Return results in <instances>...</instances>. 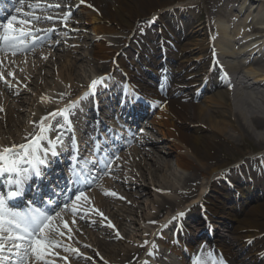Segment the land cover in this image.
I'll use <instances>...</instances> for the list:
<instances>
[{
	"label": "bare ground",
	"instance_id": "1",
	"mask_svg": "<svg viewBox=\"0 0 264 264\" xmlns=\"http://www.w3.org/2000/svg\"><path fill=\"white\" fill-rule=\"evenodd\" d=\"M5 1L0 0V5ZM80 2L82 0H65L69 9H77ZM82 3L87 10L86 13L94 22V35H82L85 27L82 24L81 27H78L72 23L70 30L65 33V31H61V24L58 19H43L41 22H37L34 17L48 16L28 13L35 10L31 8V5H27L25 0L22 3L21 0H10L6 5L9 9L14 8L11 18L16 17L17 20L13 21V27H22L25 31L31 30L32 37H26L29 43L35 39V44H45L47 38L52 36L54 42L49 44L58 51L69 48L71 42L64 40L77 36L86 39L87 42H100L98 43V55L95 56L98 60L101 58L99 55L105 51L101 42L106 41V39L111 41L112 37L117 36L123 29H131L139 16L147 17L152 24L157 22L156 31L143 36L144 38L138 37L135 42L143 47L138 56L142 60L141 63L148 65L149 68L154 63L155 56L159 55L161 59V53L165 58L162 60L166 66L160 65L162 67L160 71L156 67L153 69V72L158 74V81L150 83L143 77L136 78L137 73L136 75L133 74L132 69H128V71L124 59H119V65L115 66L114 69L126 71L124 72L125 75L127 77L133 76V78L128 81L127 88L123 90L117 88L115 84L112 85L109 81L104 90L108 95L106 102L108 105L111 98L122 101L123 106L127 104L129 108L131 104L140 107L139 100L141 99L152 100L160 105L162 116L170 126L172 139H174L173 147L157 145V138L148 137V133L144 131L141 140L137 141L138 150L148 151H144V154L153 161L156 171L160 168H167L171 175L164 176L159 185L156 186L155 173L149 177L152 181L151 184L148 176L142 172L139 173L141 179L148 180L146 184L150 185V189L152 185L155 186V189L145 190L143 181L140 182L138 178L130 176L133 172L132 169L127 167L124 170L118 169L119 162L111 166L112 174L109 175V179L103 178V183L107 182L108 186L101 188L100 193L95 190L84 192L90 202H85L81 198L77 202L79 211L74 215L68 211L62 212L63 219L58 218L53 222L64 232V235H57L56 239L61 246L49 249L52 254L47 259L51 264H149L146 256L151 255L155 259L160 257L158 249L152 250L149 247L150 240L153 239L155 230L170 219L163 228L171 226L173 220H176L182 228L189 224V221L195 220L199 226H196L194 230L199 229L201 235L214 232L216 235L214 234L213 239L208 242L211 246H218L219 250L225 253L224 255L231 253V247H233V243H228L224 237L231 232L232 240H241L240 249H246L245 246L250 245L248 247L255 252L254 255L260 254L262 256L260 264H264V195L253 203L245 201L246 194L253 187L256 185L264 187V179L261 177L263 168L256 164V168L252 172L248 171V180L242 183L238 181L236 186L238 192L235 193V191L229 190L227 186L220 185V179L229 174L231 166L217 155L222 142L232 143L237 138L245 136L255 139L257 145L264 150V2L243 0L241 6L236 8L239 17L233 23L226 20L232 13L222 6L223 9L219 10V20L215 21L214 24L211 20L206 21V28H194L190 38H187L188 36L182 32V24L188 18L185 15H191L192 12L183 7L180 1L83 0ZM50 9H57V7L40 8L35 12L40 11L42 13ZM80 9L82 8L80 7L79 11ZM5 11V8L1 6L0 15L1 12ZM66 13L67 10L63 15L57 13L54 15L63 17ZM77 13L78 10L75 11V14ZM167 15L177 16L181 20L178 28L170 22L161 21ZM25 19H31L33 22L30 25L18 23L19 20ZM53 22L55 23L50 24ZM72 22L75 21L72 20ZM3 23L0 25H6L8 22ZM248 23L253 25L247 27ZM57 25L58 27H56ZM52 27L54 30H51ZM37 29L40 31H36ZM243 35L246 39L252 38L251 49L248 54L252 55L251 57L242 56L241 51L223 49L226 43ZM148 39L152 40L153 44L148 45V49H145V44L149 43ZM126 40L127 38L123 40V43ZM114 42L117 43L119 40H114ZM25 51L17 52L16 55H12L10 51H0V74L3 75V79H0V108L3 109L0 111V145L3 146L20 145L26 142L25 137L31 140L39 132L38 127L34 134H29L33 126L39 124L42 117H49L50 119V112L65 109L66 107L63 108V105L67 103L65 98L76 91L77 84L82 83L89 74L91 77L87 86L93 80H99L94 78V72L98 71H94L90 67L84 53L74 57L76 64H74L73 71L75 77H73V73H69L67 77H62L55 75L53 71L55 61H53L51 52L48 54V50H42L39 53L36 52L35 55V52L33 53L30 49L29 53L35 57L33 60L31 55L29 57L25 55ZM213 52L224 58L217 63L220 69L211 56ZM125 53L128 57L131 55L130 50L125 51ZM46 55L52 56L48 60ZM19 57L22 61L19 60ZM27 58L29 60L25 63ZM233 59L237 60L236 63L232 61ZM175 60L178 61V67L175 71L184 73L183 77L188 85H194V76L196 75H201L203 82L210 85V94L204 99L203 104L187 102L186 94L178 95L182 89V84L172 73L173 69L170 68ZM195 60H200L198 64H202L201 72H196ZM29 61L32 63H28ZM121 67H123L122 70ZM109 69L108 66L107 71ZM8 73H12V75ZM166 76L169 80L168 88L161 91L159 84L160 81H164L163 77L165 79ZM70 80H76L77 84H71ZM230 84L233 86L231 87ZM82 89L86 90L87 87ZM110 93H112V97H109ZM82 97H85V93ZM82 97L79 98V101L83 100L82 102L87 104L88 99H81ZM128 106L122 107L121 111L125 113L127 110L129 114L134 116ZM135 107L134 111L136 110ZM89 111L88 119L95 114L93 110L90 109ZM129 114L126 116H130ZM49 119L45 121L46 124L51 123L53 125L49 132L57 130L59 131L58 134H61L60 131L63 133L66 131L55 127L57 120L60 122L58 117L57 120ZM138 121L140 119L136 118L133 124H137ZM112 122L115 125L114 121ZM76 125L81 124L76 123ZM49 132L47 134L50 137ZM81 133L82 138L86 137L85 131ZM52 136L54 137V135ZM63 136L65 135L63 134ZM22 138H24L23 141ZM112 144L113 141H110L109 145ZM111 150L114 149H110L106 155L110 154ZM100 153L101 151H98V154ZM67 157L68 153L65 160ZM100 157L104 156L100 155ZM172 159L176 161L178 167L187 173L171 171ZM81 171L93 172L95 177L98 175L93 167L87 165ZM67 173H70L69 170ZM54 175L59 177V168H57L55 160L48 164L47 170L43 172L42 176H32L27 180L24 186L28 187L27 194L33 198L32 201L38 200V192L49 189L46 183ZM113 180H121L131 189H135L134 194L140 199L150 195L152 191L153 194L151 195H154L156 199L149 207L151 209L150 215L141 214V217L138 216L141 208L138 199H130L132 194L125 197L120 187L112 183ZM67 182L65 180L63 184H65L64 189L67 190L65 193L67 192V196H69L70 191L68 189L70 187L66 184ZM31 189L36 191L31 194L29 192ZM105 192H114L116 195L106 196L104 195ZM211 194L214 195V198ZM64 199L61 198L54 203V206L59 207L57 211H60L65 204ZM71 202L72 200L68 203L71 204ZM38 203L35 204L36 207L46 209L43 208L42 204L40 207ZM195 203H200L201 206H195ZM94 209H99V212L104 215H99ZM197 210L203 211L202 217L198 216ZM174 213L176 215L169 218ZM98 216L103 217V219H99ZM105 217L108 223L104 222ZM226 218L235 222L232 224V231L224 226L221 236L217 226L220 223H225ZM64 222L68 223V228H64ZM109 222L114 227H109ZM87 224H91L93 228H99L101 231L95 234L89 230ZM207 224L209 226H206ZM109 228L116 233L119 232V237L116 233L114 234L116 242H106V237L100 235L106 232V235H109L107 231ZM170 228L171 230L175 229ZM185 232L187 233V230ZM145 233L148 236H145ZM189 244L188 250L192 248ZM226 246L227 248H225ZM65 247L76 249L79 254L73 251L65 252ZM142 251H146L145 255H140ZM185 252V249H180L182 257ZM55 253H59V255H55ZM4 255H8V253H4ZM91 255L93 258L90 257ZM64 257H67V260ZM247 257L245 260H239L238 264H258L255 256L248 255ZM178 263L186 264L183 258Z\"/></svg>",
	"mask_w": 264,
	"mask_h": 264
},
{
	"label": "rangeland",
	"instance_id": "2",
	"mask_svg": "<svg viewBox=\"0 0 264 264\" xmlns=\"http://www.w3.org/2000/svg\"><path fill=\"white\" fill-rule=\"evenodd\" d=\"M175 1L176 2L180 1L182 6L188 7L190 10L192 9L193 14L190 16H187L188 20L184 27L185 33L187 35H191L194 32L193 31L194 28L196 27L200 26V28H202L205 25L204 22L208 18H211L212 20H218L219 18L218 9H220L222 6L225 7V9L228 10L230 13H232L229 20L234 21L235 18L238 17L236 8L241 6L243 2V0H175ZM252 1L264 2V0H252ZM50 2L54 3V5H59V7H57V9H50L47 13H43V14H46L47 16H51L54 19H58L59 23L61 24L62 32L65 31V33H67V31L70 30V26L72 27L71 24L73 23L74 25L78 27H81L80 26L81 24L85 26L83 29L84 31L82 32V35L83 34L84 35L85 34L94 35V22H92L90 16L86 13L87 10L84 8L82 2H80L79 4L80 6L77 9H71V8L69 9L67 6L68 3H65V0H51ZM80 7L82 9H80L79 11ZM66 10H67L66 15L68 16L67 20L64 19L66 15L63 17L54 15V13L63 15ZM76 10H78V13L80 12V14L78 13L75 14ZM72 20L75 22H72ZM161 21L163 22L169 21L177 25L176 18L171 15L166 16ZM54 23L55 22L50 23V24H54ZM149 23L150 22H148L147 17L139 16L135 25L131 29H123L118 34L119 36L117 35V36L112 37L111 41L106 39V41L101 42V45L105 47V51L99 55L101 57L99 60L96 59L97 57L95 56L98 55V50H99L98 43L100 42H97V41L87 42L86 39L84 40L83 38H78L77 36L76 38H67L66 40H64L66 42H69V41L71 42L70 46H68L69 48L64 49V50L60 49L56 51L54 46L52 47L50 46L49 43L54 42L52 36L47 38V41L45 44H39L37 46H33L31 47V50L33 51V53L35 52V55H36V52L39 53L42 50H48V54H50L51 52L54 58L53 61H55L53 71L55 75H61L62 77L69 76V73H73V77H75L74 76L75 73L73 71L74 64H76L74 63V57L76 55L78 56L80 53H84L87 56V60L89 61L90 67L93 68L94 71H98L99 73L107 72L108 66L112 67L114 65V59L112 60V58L115 57V60L117 58L124 59L125 63L129 65L130 68H133L132 69L133 71L138 72L139 75H141V71L143 73L149 68L146 64L145 66H147V68L142 69V67H140L141 59L140 57H138V47H137V43L135 42V40H138V37L140 38V36L143 37L144 33H150L151 31L155 29V26H150ZM247 25L250 27L252 23L247 24ZM56 27H58V25ZM52 29L54 30V28ZM125 38H127V40L124 41L123 43V40ZM114 40L115 41L119 40V42L116 43L114 42ZM129 50L132 53L131 54L132 56L128 57L125 51H129ZM134 52H135V55H134ZM54 54H57V55L54 56ZM25 55L28 57L29 55H31L32 56L31 58L35 60L34 55L30 54L29 52H26ZM52 55H46V58L49 60ZM20 58L21 57H19V60L22 61ZM28 60L29 58L25 60V63ZM28 63L31 64L32 61H29ZM138 67L141 68V71L138 69ZM173 68L175 69V67ZM113 75H114L115 81L121 80V76L119 72L118 73L115 72ZM152 75L153 73H149V75L146 73L144 74L145 78L150 82H152L151 81ZM175 75L178 80L183 81L182 73L180 72L175 73ZM101 76L103 77L104 74H102ZM73 77L71 78L74 79ZM195 79L197 80L196 84H199L200 82H202L201 75L195 76ZM87 81H88V78H85V80L83 81V84H77L76 80H70L71 84H75V85L77 84L78 88L86 86ZM182 85H183L182 86L183 88L181 89L180 94H186L187 102H190V103L193 102V103L203 104L204 99L210 94V91H209L210 85L206 83L200 84L196 90H194L192 87H189L185 82H182ZM5 92L8 93V91H5ZM75 93L66 96L65 100L67 101L71 100L72 97L75 95ZM142 106H143L142 111L138 113L140 114L138 116V118L140 119L139 124H137L136 126H132L129 132L128 131L124 132V134L118 138L119 143H117V147H115V150L112 151V154L107 156L103 161H106L108 159L111 160V164L109 166L110 167L109 175L112 174L111 166H114L117 162H119V165L117 166L118 169L124 170L125 167L132 169L133 174L131 173L130 176L132 178H138L140 182L143 181L145 183V185H143L144 189L148 190L150 189V185L148 186L146 184L148 180L144 181L143 179H141L139 177V173L141 172L144 173L145 176H148V179L151 176V174L155 173V180H156L155 185L156 186L159 185V183L161 182L164 176H170L171 174H170V170H167V168H160L159 170L156 171L154 169L153 161L144 154V151L146 152L148 151L138 150L139 145L137 141L141 140V137L144 131L148 133L147 134L148 137L157 138V141H156L157 145L173 147L174 139H172V134L170 131L169 124L167 123L165 118H163L162 116L160 106L154 103L153 101L152 102L143 101ZM104 111L107 112V110H104ZM70 115L71 116L74 115L72 114V111H70ZM159 121L162 123H160ZM37 125L33 127L32 131L36 128ZM219 149L220 150L217 151V155L220 156V158L223 159L225 162H228L231 166V171L229 172V175L225 176V178L220 179L219 181L220 185H224L226 187L227 180L247 179L246 172L247 170L252 168L251 165L253 162H251V165L248 168L243 165L245 158H253L254 157L253 155H255L253 154V152L261 149V147L257 145V142L255 139L245 136L242 138L241 137L237 138V140H235V142H232V143L222 142L219 146ZM116 157H119V159H117ZM122 162H125V163H122ZM171 164H172L171 171L173 170L174 172L182 173V174L187 173L186 171H184L183 169L177 166L176 161L174 159L171 160ZM94 167H95V170H97L98 175L96 176V179L92 180L90 187L85 188L84 186H82L79 188L83 190L84 192L95 190L96 192L100 193L102 190L101 188L103 187L105 188L106 186H108L107 182L103 183V178L109 179V175L103 174L104 173L103 164L94 163ZM93 175H90V177H93ZM149 181L151 184L152 181L150 179ZM112 183L120 187L122 193L125 194V197H128V195L132 194L130 196V199H138L139 206L141 207L139 209L138 216L141 217V214L150 215L151 209H149V207L152 205V203H154L156 199L154 195H151L153 194L152 191L150 192L151 193L150 195H146V197H143L140 199L137 196H135L134 194L135 189H131L129 185L125 184L121 180L120 181L113 180ZM151 189H155V186L152 185ZM75 193L76 191L72 193L73 195H71V198L69 200H66L65 203H68L70 202V200H73ZM262 195H264V187L256 185L255 187H253L252 190L248 192V194H246L245 201L247 203H253L256 200H258ZM211 196H213L214 198V195L211 194ZM196 206L200 207L201 204L199 203ZM53 210L57 211L59 210V207L51 208L48 211L52 212ZM197 211H198V214H201L203 216L202 210L200 211L197 210ZM175 215L176 214L174 213L169 218H173ZM98 218L103 219V217H100V216H98ZM135 218L138 219V217H135ZM169 220L170 219H168L164 223L162 222L163 224L160 225L158 229L155 228L156 230H155V234H153V239L150 240L151 249L152 250L158 249L160 251L159 259H155L151 256H146V259L151 264H174V263L179 264L178 262L180 261L182 254L177 249L178 248L177 244L178 243L181 244L183 242L185 244V246L183 247H185L186 252L185 254L183 253L182 258L184 259L186 264L192 263V256L194 252H200V254L196 255V259L200 261L199 264H207L209 260H208V255L206 254V250H205L206 240H202L205 236L204 234L203 235L200 234L199 229L194 230L196 226H199L197 221L195 220L189 221V224H187L186 225L187 227H185L187 230V234L189 233V237L187 236V234L184 237H182L176 232V229L171 230L170 228V227H175V225L177 224L176 220L171 223V226H166L165 228H163V226L167 222H169ZM104 222L108 223L106 219H104ZM234 222H235L234 220L231 221L230 219L226 218L225 223L218 224L217 227L218 229H220L219 235L222 234L221 231L224 226L226 229H229L232 231V224H234ZM80 223L82 224L83 222H80ZM87 225H88L87 227L89 228V230H91L95 234L101 231L99 228H93L91 224L90 225L87 224ZM107 231L109 235H106L107 232L100 234L102 237L104 236L106 237L105 238L106 240L105 239H102V240H105L106 242H116L117 241L115 238L116 236L114 235L116 232L111 230L110 228ZM145 236H148V234L145 233ZM232 236L233 235L231 232L227 233L224 236L226 238L225 240H227L228 243H233V247H231L232 249L231 253L226 254L229 256L226 259V261H231L232 264H238L239 260L247 259L246 256L249 254L253 255L254 251L250 250L249 248L240 249L239 244L241 240L239 241L232 240L231 238ZM180 239L182 240L181 242H180ZM188 243H190L189 245L192 247L189 250H188ZM208 247H210V244H208ZM225 248H227V246ZM213 249H214V252L219 251L217 246L213 247ZM247 249H249L250 252H248ZM145 252L142 251L140 255ZM90 257L93 258L92 255ZM224 264H227V263H224Z\"/></svg>",
	"mask_w": 264,
	"mask_h": 264
},
{
	"label": "snow or ice",
	"instance_id": "3",
	"mask_svg": "<svg viewBox=\"0 0 264 264\" xmlns=\"http://www.w3.org/2000/svg\"><path fill=\"white\" fill-rule=\"evenodd\" d=\"M23 0H21V3ZM83 2V0H82ZM33 8L39 7V5H31ZM59 7V5H56ZM91 7V6H90ZM19 11V9H18ZM37 22H41L43 19L52 20L53 17H34ZM65 20L68 19L66 15ZM16 17H12L6 25H0V51L11 52L12 55H16L17 52L30 50L35 44V39L29 43L26 37H32L31 30L25 31L22 27H13V21H16ZM20 25H30L31 19L19 20ZM36 31H40L37 29ZM12 75V73H8ZM0 79H3V75L0 74ZM104 78L99 80H93L89 85L90 93L95 94V89L98 84L103 83ZM87 93L85 97L87 98ZM76 104L72 103L65 109L57 112L50 113L52 120H57V117L63 119L64 123H60L57 120L55 125L58 129H63L66 126L71 129V121L68 119L70 110L75 108ZM0 111H3L0 108ZM49 117H42L39 123V132L31 140H28L24 144L10 146L0 145V176L11 177L8 183L7 191H0V264H51L47 259L50 253L49 249L60 247V242L56 239L57 235L63 236L59 227L53 222L58 218L63 219L62 212L68 211L73 215L79 211L77 202L84 199L85 202H90L89 198L85 195L81 189H76L74 199L71 204L65 203L60 211L53 210L49 212L46 209L39 207L29 208L28 211H16L13 201L23 196V187L27 180L32 176L40 177L43 175V167H46L49 163L47 157H57L59 152L58 147L62 145V133L57 135L53 140L47 133L52 130L53 125L51 123H45ZM119 159V157H116ZM88 162L85 161V165ZM95 163V162H93ZM104 166V175L110 174L111 160L100 161ZM79 164V161H77ZM28 165V167H24ZM71 175L68 178L70 184H81L85 188L90 187L92 180L96 177H90L88 173L83 171H77L76 166L70 169ZM106 196H115L114 192H105ZM48 205H53L54 201L49 199L46 201ZM103 216L99 209H94ZM105 219H107L105 217ZM75 223V221H73ZM153 223H155L153 221ZM109 227L114 225L109 222ZM64 228H68V223L64 222ZM47 230V231H45ZM70 230V229H69ZM117 237L119 232L117 231ZM122 238V237H121ZM65 252L73 251L78 253L76 249L64 248ZM8 253V255H4ZM59 255V253H55ZM67 260V257H64ZM221 264H224L221 261Z\"/></svg>",
	"mask_w": 264,
	"mask_h": 264
}]
</instances>
